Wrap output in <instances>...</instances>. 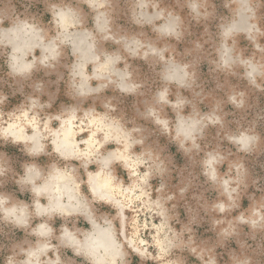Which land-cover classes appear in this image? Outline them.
I'll use <instances>...</instances> for the list:
<instances>
[{
	"label": "clouds",
	"instance_id": "9594fccd",
	"mask_svg": "<svg viewBox=\"0 0 264 264\" xmlns=\"http://www.w3.org/2000/svg\"><path fill=\"white\" fill-rule=\"evenodd\" d=\"M0 264H264V0H0Z\"/></svg>",
	"mask_w": 264,
	"mask_h": 264
}]
</instances>
